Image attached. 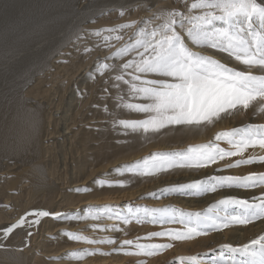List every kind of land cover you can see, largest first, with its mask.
Returning <instances> with one entry per match:
<instances>
[{"label": "bare ground", "instance_id": "obj_1", "mask_svg": "<svg viewBox=\"0 0 264 264\" xmlns=\"http://www.w3.org/2000/svg\"><path fill=\"white\" fill-rule=\"evenodd\" d=\"M192 2L195 0H186L189 6ZM259 2L264 3V0ZM121 8L125 10L123 17L119 15ZM149 8L151 11L147 10ZM167 11L189 14L185 0H38L33 1L29 9L15 20L14 27L2 30L0 229L22 219L24 224L15 229L7 240L0 241L5 245L0 248V264H128L123 254L108 255L102 249L111 248L107 252L112 253L120 242L128 240L131 235L142 236L151 230H176L170 226L175 223H167L169 226L165 229L161 225L153 226L148 223L119 225L117 221L106 217L100 220L78 218L56 221L51 217H33L29 213L47 210L53 214L83 217L88 208L98 209L104 206H113L126 212L128 203L115 206L113 203L132 199L144 192L171 188L213 175L245 176L264 173V164L261 163L217 171L230 162L226 159L199 170L174 169L149 177H138L130 173L120 175L118 170L157 152L182 151L209 142L219 143L220 147L228 149L226 142L215 141L216 135L249 124H264V114L249 108L234 111L232 115L222 114V118L213 125L199 129L171 126L158 134L124 135L122 129L113 127V119L144 117L115 107L112 97L117 90L111 86V77L116 72L109 71L101 76L96 71L97 65L115 64L118 70L124 61L108 58L125 43L134 41L138 28L144 21L152 18L153 13ZM199 14V11L191 13ZM8 18L4 19L7 21ZM125 23L135 26L123 32H103L101 37L91 34L97 30L117 28ZM158 23L159 21H155V24ZM155 24H149V28ZM216 26L221 27L222 24L217 22ZM254 27L258 28V24L254 23ZM178 31L193 51L209 55L236 70H246L245 66L227 53L192 44L186 35V29ZM105 34L121 35L123 39L112 40L106 45L103 40ZM129 58L125 57V60ZM253 74L261 73L253 69ZM126 89L127 86L121 83V91L124 92L125 99H128ZM104 106L109 108L111 115L103 111ZM30 114H34L39 122L35 136L30 128ZM250 154L259 156L264 153L259 149H249L244 158ZM238 159L241 157H232L231 162ZM98 179L112 183L124 181L127 186L101 188L96 183ZM85 187L89 189L87 193H77V189ZM174 193L179 197L173 203L184 204L186 207V211L173 208L178 213L198 212L203 215L221 199H250L264 195V189L223 188L202 195ZM139 202L140 204L132 207L154 205L142 201V198ZM228 211L235 214L242 210L233 207ZM35 219L40 220L39 225L33 223ZM114 225L122 231L99 230L111 229ZM28 231L33 232L30 238L27 237ZM65 231L80 234L87 239L114 238L118 243L90 245L75 242L63 236ZM262 235L264 219L247 225L229 226L189 240L171 241L164 238L166 243L173 246L163 255L153 258L159 262L172 255L179 257L190 256L188 253L193 256L203 254L198 260L199 264H213L221 252L225 257L230 255L223 248L224 245L243 246ZM27 240L30 243L26 246ZM81 251L97 254L83 259L71 256L72 253ZM237 259H240L238 254ZM152 263L156 264V261Z\"/></svg>", "mask_w": 264, "mask_h": 264}, {"label": "snow or ice", "instance_id": "obj_2", "mask_svg": "<svg viewBox=\"0 0 264 264\" xmlns=\"http://www.w3.org/2000/svg\"><path fill=\"white\" fill-rule=\"evenodd\" d=\"M188 15L181 11H167L153 13V17L144 21L136 32L132 42L119 47L111 60H123L116 70L115 64L98 63L96 71L103 76L106 72L115 71L111 77L112 88L117 90L112 97L115 107L128 113L142 115L141 119H113L114 128L123 130L124 135L129 133L158 134L162 129L171 126L188 128H201L213 125L222 118V114L232 115L234 111L254 108L264 114V3L259 0H195L187 5ZM151 11V9H147ZM199 11V15H191ZM119 15L123 17L125 10L121 8ZM155 21H159L155 24ZM217 22L222 24L216 26ZM258 24V28L254 27ZM149 24L155 26L149 28ZM135 25L125 23L117 28L97 30L91 33L101 37L103 32L115 33L131 29ZM180 30L186 29V35L192 44L199 47H209L227 53L233 57L246 70H236L226 66L209 55L193 51L182 38ZM121 35H103L108 42L120 41ZM87 51V49H86ZM125 57H130L125 60ZM253 69L261 74H253ZM157 77V78H154ZM121 83L127 86L125 99L121 91ZM108 89H105L107 92ZM107 99V97H104ZM137 101V102H133ZM106 114L111 115L107 106L103 107ZM38 119L30 114V128L32 135L38 131ZM215 141H223L229 145L228 149L220 147L219 143L209 142L191 146L182 151L157 152L149 157L135 162L118 170L120 175L130 173L138 177L155 176L159 173L174 169L207 168L219 161L229 160L224 167L217 171L238 168L253 163L264 164V154L252 155L243 158L249 149H259L264 153V124H249L244 127L224 131L215 136ZM232 157H241L231 162ZM96 183L103 188L125 187L126 182H108L98 179ZM223 188H237L252 190L264 189V173H250L245 176L213 175L201 180L180 184L165 189V192L190 193L202 195L214 193ZM77 193H87V187L77 189ZM238 208L242 211L231 214L229 208ZM222 212V214H221ZM86 215L78 217L74 214L50 213L47 210H34L29 213L33 217L53 220L91 219L100 220L102 217L117 221L119 225H137L145 223L164 225L166 223H179L184 230L167 229L152 232L146 237L136 241L123 240L112 253L108 255H136L151 257L171 248V243H141L140 239L167 238L171 241L196 238L208 235L211 232L223 230L229 226L247 225L264 219V195L254 196L250 199L226 197L221 199L207 213L177 212L173 208H147L127 206L126 212H121L113 206L102 208H88ZM40 224L39 219L33 221ZM24 224V220L5 226L0 229V241H5L9 235ZM31 227V225L29 226ZM102 231H122L116 225L111 229ZM33 235L27 232V237ZM63 236L71 241L86 244L117 245L114 238L87 239L80 234L63 232ZM30 240L26 241L27 244ZM5 247L0 243V248ZM230 253L220 257L213 264H264V235L253 239L249 243L233 247L224 245ZM97 253L81 251L72 253L75 259H83ZM103 254V253H101ZM237 254L240 259H237ZM190 264H199L198 258H187ZM180 264H184L181 258Z\"/></svg>", "mask_w": 264, "mask_h": 264}, {"label": "rangeland", "instance_id": "obj_3", "mask_svg": "<svg viewBox=\"0 0 264 264\" xmlns=\"http://www.w3.org/2000/svg\"><path fill=\"white\" fill-rule=\"evenodd\" d=\"M33 1H38V0H0V34H1L2 30H5V29L9 30L12 27H14L15 26V24H14L15 20L19 19L20 16H22L23 13L29 9L31 4H33ZM6 17H9L7 21H6V19H4ZM9 24H10V26H9ZM16 27L18 28L19 26H16ZM0 38H1V36H0ZM0 43L4 44V42L1 41V40H0ZM2 47H4V46H2ZM0 50H1V48H0ZM149 184H151V183H149ZM165 189H168V188H162L161 190H154V191L152 190V191L144 192V193L140 194L137 197L135 196L132 199L120 200V201H118L116 203H113V204L115 206V205H123V204L128 203L131 206H135V205L140 204L139 200L142 198V201H148V202L154 204L151 207H147V208H158V209L159 208H178V209H180L182 211H186V207L184 206V204L173 203V201H175V198H178L179 195L174 193V192H165L164 191ZM180 201L183 202V200H180ZM173 225L174 226H172V225H170V226L171 227H175V229L176 230L178 229L179 231L183 230V226L181 224L175 223ZM168 226H169V224L166 223V224L162 225L161 227L167 229ZM158 231H161V230H151L149 233L144 234L142 236L136 235V234L135 235H131L128 238V240L136 241L138 238H143V236L146 237L148 234H150L152 232H158ZM196 238H198V237H196ZM187 240H189V239H187ZM144 241L146 243H166L164 238H153L152 240L140 239L141 243H143ZM110 249L106 248L105 250L104 249H102V250L104 252L106 251V253H109L111 251ZM167 250H163L161 253H159V254H157L155 256L163 255ZM107 251H109V252H107ZM188 254H191V255L190 256L189 255L188 256H179V257H176V256L172 255L171 257L167 258V260H165V261L162 260V261H159V262L155 258H153L154 256L143 257V256H136V255H124V254L123 255H124L125 258H127V260H128L127 263L128 264H154V263H152L154 261H156V264L157 263L158 264H162V263H164V264H179V260L181 258H184V264H189L190 262L188 261L187 258L192 257L193 255H192V253H188ZM202 255L203 254L195 255V256L199 260ZM153 259H154V261H153ZM160 262H162V263H160ZM206 262L208 263L207 260H206ZM103 264H112V263L107 262V263H103ZM113 264H115V263H113ZM200 264H203V263L200 262Z\"/></svg>", "mask_w": 264, "mask_h": 264}]
</instances>
